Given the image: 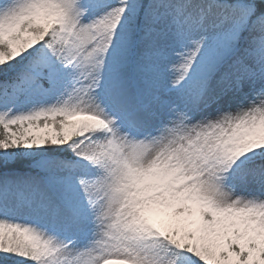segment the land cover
<instances>
[{"label": "snow or ice", "instance_id": "snow-or-ice-1", "mask_svg": "<svg viewBox=\"0 0 264 264\" xmlns=\"http://www.w3.org/2000/svg\"><path fill=\"white\" fill-rule=\"evenodd\" d=\"M0 264H264V0H0Z\"/></svg>", "mask_w": 264, "mask_h": 264}]
</instances>
